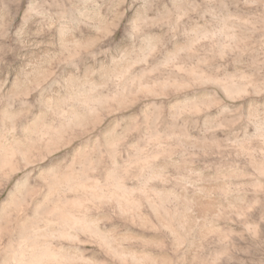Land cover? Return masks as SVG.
<instances>
[{
    "label": "rangeland",
    "instance_id": "rangeland-1",
    "mask_svg": "<svg viewBox=\"0 0 264 264\" xmlns=\"http://www.w3.org/2000/svg\"><path fill=\"white\" fill-rule=\"evenodd\" d=\"M0 264H264V0H0Z\"/></svg>",
    "mask_w": 264,
    "mask_h": 264
}]
</instances>
